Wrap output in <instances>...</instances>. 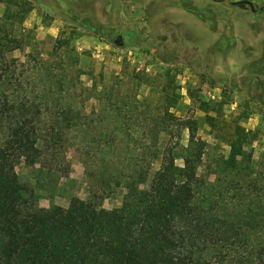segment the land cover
Instances as JSON below:
<instances>
[{"label": "trees", "instance_id": "16d2710c", "mask_svg": "<svg viewBox=\"0 0 264 264\" xmlns=\"http://www.w3.org/2000/svg\"><path fill=\"white\" fill-rule=\"evenodd\" d=\"M3 2L0 264H264V174L252 165L253 132L235 126L211 180L199 172L206 149L199 122L173 112L182 98L173 79L161 88L160 102L122 94L114 83L87 85L83 77L94 68L72 37L62 31L47 48L24 27L30 3ZM91 99L99 109L87 117ZM200 104L213 125L210 103ZM174 127L188 130V146L164 145ZM73 146L92 181L89 198L73 197L64 212L40 207L17 166L62 165ZM160 158L143 189L149 160ZM114 186L126 192L119 207L107 209L101 201Z\"/></svg>", "mask_w": 264, "mask_h": 264}, {"label": "rangeland", "instance_id": "374dc122", "mask_svg": "<svg viewBox=\"0 0 264 264\" xmlns=\"http://www.w3.org/2000/svg\"><path fill=\"white\" fill-rule=\"evenodd\" d=\"M27 1L33 8L24 23L27 31L47 48L52 45L49 39L64 31L76 51L91 61L94 74L83 77L85 84L114 83L122 94L139 93L160 102L161 88L173 79L182 94L173 112L183 120H197L198 137L206 142L201 174L215 179L216 161L229 154L228 141L237 125L253 132L252 165L264 174V13L231 5L239 0ZM252 1L257 8L264 6V0ZM4 8L0 0V16ZM15 57L23 61L24 53L17 51ZM203 100H209L206 109L215 119L213 125L201 107ZM235 102L239 106L232 108ZM93 109H99L95 99L86 104L87 117ZM173 129L174 135L163 136L164 145L179 141L188 146V130ZM181 146L176 147L179 153ZM82 162L80 148L73 146L62 165L45 168L23 162L17 173L35 189L40 207L64 212L73 197L90 196L92 181ZM161 162L149 160L143 189L149 188ZM177 163L184 164L182 159ZM113 188L101 201L107 209L119 207L126 192L123 186Z\"/></svg>", "mask_w": 264, "mask_h": 264}, {"label": "flooded vegetation", "instance_id": "af4514ba", "mask_svg": "<svg viewBox=\"0 0 264 264\" xmlns=\"http://www.w3.org/2000/svg\"><path fill=\"white\" fill-rule=\"evenodd\" d=\"M213 1L216 2V3H224L227 0H213ZM243 1H250V2H252V5L247 3V2H243ZM231 5H233V6H239V5L247 6V7H249L251 9L250 12H253L255 14L256 13H264V6L257 8L255 3L252 0H239V1H236V2L233 1ZM263 46H264V44H263Z\"/></svg>", "mask_w": 264, "mask_h": 264}, {"label": "crops", "instance_id": "0c3cea01", "mask_svg": "<svg viewBox=\"0 0 264 264\" xmlns=\"http://www.w3.org/2000/svg\"><path fill=\"white\" fill-rule=\"evenodd\" d=\"M206 85H207V83H206ZM214 90H217V89L215 88ZM210 96H211L210 98H213V99L216 98L215 95H212V94H211ZM201 97H203V96H201ZM203 101H205V100H203ZM207 102H209V100H208ZM232 106H233L232 108H236V106L238 107L239 104H238L237 102H235V103L232 104Z\"/></svg>", "mask_w": 264, "mask_h": 264}, {"label": "water", "instance_id": "95a60500", "mask_svg": "<svg viewBox=\"0 0 264 264\" xmlns=\"http://www.w3.org/2000/svg\"><path fill=\"white\" fill-rule=\"evenodd\" d=\"M243 2H247V3H249V4H251V5H252V2H250V1H243Z\"/></svg>", "mask_w": 264, "mask_h": 264}]
</instances>
